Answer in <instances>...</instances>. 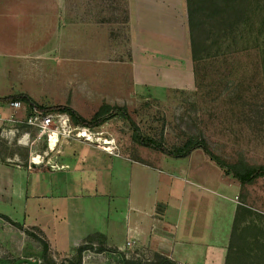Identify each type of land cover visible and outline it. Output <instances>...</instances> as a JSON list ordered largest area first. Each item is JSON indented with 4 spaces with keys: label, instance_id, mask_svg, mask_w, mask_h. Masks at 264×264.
Wrapping results in <instances>:
<instances>
[{
    "label": "crops",
    "instance_id": "crops-1",
    "mask_svg": "<svg viewBox=\"0 0 264 264\" xmlns=\"http://www.w3.org/2000/svg\"><path fill=\"white\" fill-rule=\"evenodd\" d=\"M187 27V12L173 0H0V60H7L0 79L9 88L0 99L18 92L48 95L41 103L67 99L69 72L88 68L98 78L101 58L116 53L131 54L115 79L136 92L159 98L192 88ZM122 31L127 47L117 40ZM103 62L115 68L109 57ZM72 144L57 159L60 170H31L18 153H0V214L65 252L101 234L121 251L135 243L178 264H227L244 185L202 152L140 160Z\"/></svg>",
    "mask_w": 264,
    "mask_h": 264
},
{
    "label": "rangeland",
    "instance_id": "rangeland-1",
    "mask_svg": "<svg viewBox=\"0 0 264 264\" xmlns=\"http://www.w3.org/2000/svg\"><path fill=\"white\" fill-rule=\"evenodd\" d=\"M195 1L194 10L199 12L196 23L201 26L195 30L198 59L194 64L196 72L192 88H174L159 98L147 88L144 92H136L134 87L125 84V80H116L118 77H124L123 71L127 66L122 63L130 62L131 54L116 53L104 55L113 62L111 67L115 68L110 70L105 68V58H101L98 78L93 77L92 69L88 68L69 72L67 99L63 97L62 100L41 103L40 100H46L48 95L36 93L37 95L30 97L46 107L70 106L88 120L92 119L104 104L127 107L142 133L158 139L163 137L168 147L180 145L188 138H201L229 163L243 160L252 166H264L263 0L254 5V8L261 10L260 14L250 16L249 21L238 19L241 0H214V3L212 0ZM173 2L178 4L180 10L187 12L188 50L192 59L189 0ZM129 36V31H122L117 35V40L123 47H127ZM5 61L7 60L3 58L0 60L2 65ZM80 65L75 64L73 67ZM109 74L110 76H107ZM163 75L166 76L160 72V78L165 81ZM182 76L188 78L186 73ZM64 86L62 79L58 87L64 89ZM53 88L54 86L50 85L43 87L46 90ZM6 90L9 88L0 79V94ZM27 90H30V87ZM36 90L40 93V88L37 87ZM20 94L25 93L18 92L10 96ZM94 133L115 142L111 145L112 148L116 147L114 153L111 152L115 156L150 160L151 155H159L164 159H171L134 142L128 123L121 118L94 127ZM85 145L105 152L97 143ZM31 152L30 147L17 143H3L0 146L2 155L7 157L18 153L25 163H28ZM194 152L204 154L200 149ZM208 161L212 162L210 159ZM160 164L161 161L158 162V165ZM161 167L165 169L163 165ZM239 202L240 222L233 239L231 264H264V180L244 185ZM13 222L20 223L22 228L0 218V264H15L21 259H31L43 264L45 248L42 241L49 245V258L57 263L74 255L76 249L73 252H65L61 248L58 249L52 241L49 242L36 228L25 222ZM90 237L94 239L89 240ZM90 237L85 239L83 244L93 242L95 247L102 245L103 239L100 235ZM120 253L125 254L131 261L155 260V256L145 248L133 243L127 250H119L116 253L87 250L83 254V264H123Z\"/></svg>",
    "mask_w": 264,
    "mask_h": 264
},
{
    "label": "trees",
    "instance_id": "trees-1",
    "mask_svg": "<svg viewBox=\"0 0 264 264\" xmlns=\"http://www.w3.org/2000/svg\"><path fill=\"white\" fill-rule=\"evenodd\" d=\"M214 0H212V3ZM262 0H241V6L239 12L238 19L241 20H250V16L252 15H259L261 10H258V8H254L255 3L261 2ZM194 2L195 0H189V23L190 28L192 32V51H193V57L192 61L196 62L198 59V43L196 42V34L195 30L196 27H200L201 24H197L196 16L199 14V12L194 10ZM264 3V0L262 1ZM264 9V6L262 7ZM254 18V17H253ZM203 26V25H202ZM264 34V33H263ZM194 69L196 70V67L194 66ZM196 72V71H195ZM3 101L7 100H20L24 102L29 112L32 111V109H38L42 112L48 113V112H66L68 113L74 124L85 126V127H98L103 126L104 124L108 123L109 121L117 118H121L125 122L128 123L129 130L132 134L133 141L139 144L142 147L149 148L151 150H154L156 152H159L165 156L175 158V159H181V158H187L189 157L194 151L200 149L204 152L205 156L210 159L213 163H215L219 168H221L228 176L233 177L235 180L239 181L242 185H252L256 183L258 180L263 179L264 180V166H252L248 164L245 161H239L237 163H229L225 159H223L220 155L215 153L208 142L201 138H188L186 141H184L182 144L174 146V147H168L163 139V137H160V139L148 136L144 133H142L141 129L137 125V123L132 118L129 110L127 107H120V106H113L110 104H104L101 106V108L98 110V112L95 114V116L88 120L82 115H80L76 110H74L70 106H56V107H45L41 106L38 103H36L29 95L27 94H20L16 96H10L3 99H0ZM240 209L237 214V218L235 221L234 226V232H233V239L236 233V227L238 223L240 222ZM0 218H3L7 220L8 222L18 226L19 228H22V225L20 223H15L13 220L3 214H0ZM100 237L103 239L102 245L100 247H95L93 242H90L89 244H83L79 246L74 255L72 257H69L62 261L61 263H57L49 258L48 256V250L49 245L42 241L44 245V253H43V264H83V254L87 250H97L99 253L103 252H119V249L109 247L106 243V238L104 235L99 234ZM94 236V235H93ZM94 239V237H90L89 240ZM233 247V242L231 245V251ZM233 252V251H232ZM231 252V254H232ZM123 257L122 263L123 264H178L177 262L173 261L172 259L162 256V255H156L155 260L151 261H140L135 260L131 261L126 258L125 254L120 253ZM76 258V260L72 259ZM227 264H231V256L229 257V260Z\"/></svg>",
    "mask_w": 264,
    "mask_h": 264
},
{
    "label": "built area",
    "instance_id": "built-area-1",
    "mask_svg": "<svg viewBox=\"0 0 264 264\" xmlns=\"http://www.w3.org/2000/svg\"><path fill=\"white\" fill-rule=\"evenodd\" d=\"M99 135L94 133V127L74 124L66 112L45 113L37 108L29 112L27 105L20 100H0V146L17 143L30 147L28 164L31 170L47 166L60 170L62 166L57 159L72 142L97 143L102 151L113 154L116 147L108 151L107 146L92 140ZM236 200L241 204L239 197Z\"/></svg>",
    "mask_w": 264,
    "mask_h": 264
},
{
    "label": "bare ground",
    "instance_id": "bare-ground-1",
    "mask_svg": "<svg viewBox=\"0 0 264 264\" xmlns=\"http://www.w3.org/2000/svg\"><path fill=\"white\" fill-rule=\"evenodd\" d=\"M92 140L99 142L101 145L107 146L109 148L108 151H112L113 150L112 147H111L112 142L109 141L106 137H103V136L93 137Z\"/></svg>",
    "mask_w": 264,
    "mask_h": 264
},
{
    "label": "water",
    "instance_id": "water-1",
    "mask_svg": "<svg viewBox=\"0 0 264 264\" xmlns=\"http://www.w3.org/2000/svg\"><path fill=\"white\" fill-rule=\"evenodd\" d=\"M15 264H40L39 261H32L31 259H21Z\"/></svg>",
    "mask_w": 264,
    "mask_h": 264
}]
</instances>
